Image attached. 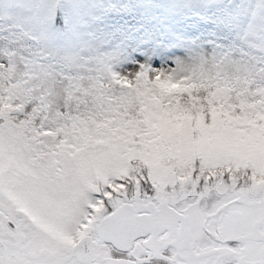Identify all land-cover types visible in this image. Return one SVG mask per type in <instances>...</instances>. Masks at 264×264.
Instances as JSON below:
<instances>
[{
  "label": "snow or ice",
  "instance_id": "1",
  "mask_svg": "<svg viewBox=\"0 0 264 264\" xmlns=\"http://www.w3.org/2000/svg\"><path fill=\"white\" fill-rule=\"evenodd\" d=\"M0 264H264V0H0Z\"/></svg>",
  "mask_w": 264,
  "mask_h": 264
}]
</instances>
